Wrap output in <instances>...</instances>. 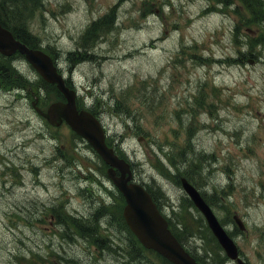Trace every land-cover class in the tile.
<instances>
[{
    "label": "rangeland",
    "instance_id": "374dc122",
    "mask_svg": "<svg viewBox=\"0 0 264 264\" xmlns=\"http://www.w3.org/2000/svg\"><path fill=\"white\" fill-rule=\"evenodd\" d=\"M234 1L37 0L29 1L25 15L33 32L63 53L96 44L101 33L90 44V23L107 14L106 24L114 16L113 31L93 48V59L80 64L73 74L83 86L81 103L88 101L87 89L102 100L117 97L116 101H123L119 109L130 106L133 121L128 116L125 121L119 115L109 116L108 133L115 143L121 138L117 147L122 154L125 149L126 156L140 163L138 178L144 180L138 169L142 163L157 177L155 181L177 209L176 216L170 212L171 218L182 214L193 233L205 223L178 183L185 172L203 192H210L205 193L206 198L246 261L264 264V19L258 25L250 23L245 7L235 6ZM106 28L104 25L102 31ZM255 43L260 44L256 54L246 56L242 47ZM67 66L63 63L62 68ZM22 69L24 75L33 74L31 67ZM68 83L73 85L70 74ZM0 86V149L5 151L0 153V171L10 160L17 166L14 171L20 181L7 178L8 172L0 174V227L6 219L12 225L9 216L15 217L17 224L27 221L30 212L22 210L35 204V198L47 201L66 192L70 195V188L76 189L71 193L74 205L89 212L94 194L102 197L114 186L107 182L105 187L103 172L94 183L82 180L88 177L74 161L92 165L96 153L73 137L69 127L48 124L32 106L39 100L37 105L46 109L61 97L52 88L40 94L38 87L24 81L17 84L27 87L22 94L7 93L10 88ZM106 95L111 96L106 99ZM135 120L142 128L135 129ZM74 140L80 143L79 151L74 150ZM162 144H170L171 165H179L176 180V175L167 179L153 167L163 168L154 152L161 151ZM59 148L67 160L57 155ZM34 162L40 165L38 172L29 166ZM22 165L26 171L19 170ZM80 184L89 186L79 190ZM163 209L169 213L168 208ZM234 214L245 221V230L240 229ZM51 225L48 219L37 224L40 238L46 237L44 242L54 236L57 242L63 241L59 242L64 245L59 247L61 252L67 248L64 255L77 253L81 261L89 262L91 257L97 264L106 261L86 238L79 239L73 230L55 228L54 234ZM110 228L117 239L119 228L112 223ZM31 234L26 230L18 239L9 237L6 248L0 247V264H27L22 257L29 253L21 250L15 263L9 260ZM47 251H41V260L53 264Z\"/></svg>",
    "mask_w": 264,
    "mask_h": 264
},
{
    "label": "trees",
    "instance_id": "16d2710c",
    "mask_svg": "<svg viewBox=\"0 0 264 264\" xmlns=\"http://www.w3.org/2000/svg\"><path fill=\"white\" fill-rule=\"evenodd\" d=\"M29 1L37 2V0H0V21L2 22V24L9 27L14 32L16 37L21 39L28 46L41 47L44 45L45 49L52 53L55 58L57 57V53H59L61 54V59H64L66 63L68 62L67 64L70 67L73 65H77V62L81 61L80 59L88 54V46H85V50L82 49L81 51H69L63 53V51L53 49L50 44L45 45L41 37L34 34L30 30L28 18L25 15V12L28 11L27 8ZM238 1L239 4L245 7V10L248 13V18L250 19V23L252 22L254 24H258L261 19H264V0ZM105 19L106 18H104L103 20L105 21ZM103 20L94 22L92 26H89L88 34L91 35V37H89L90 41H93L92 38L97 35L100 28H104L105 24H103ZM15 57H18V62L12 60ZM21 62H24L25 66L30 68L29 65L25 62L24 57L19 53L10 57L0 54V85L11 88L18 84L19 81H31L30 79L26 78V76L28 75L23 74ZM31 72H33L32 75L36 77L34 83L38 85L36 87H38L40 92H45L52 88L55 93L59 95V92L54 84L47 83L34 70H31ZM72 136H75L77 139L82 141V143H85V140H83L77 134L73 133ZM74 144H76L74 146V150L79 151L80 149L78 147V144L80 143L74 142ZM58 155H61V157L63 156L64 159L67 160L61 152V148H59L58 150ZM96 156V163L93 162L92 165H82L80 161H74V165L78 166V168H80V170L84 172V174H86V176L88 177L84 180L85 182L93 183V181H97V178L100 177L102 172L105 173V163L99 158L98 155ZM173 167L179 168V165L174 164ZM166 168H168V166H166ZM172 172L175 173L176 170L172 169ZM147 187L151 191L154 199L159 206L163 204V201H167L169 203L168 197L165 195V192L162 190L159 184H147ZM34 195L38 196L39 194L34 193ZM34 200L38 201L33 202L35 204L28 205L22 210L23 213L30 212V214L28 215L29 218L27 217V221L25 222L18 223L17 228L19 231H23L27 227L35 234L30 236L29 239L26 240V242H30V244L28 245L29 247H20L18 248V250L14 251V255L10 257L9 260L12 263H15L16 255L20 256L19 254L21 250L22 252L29 253L28 257H22L26 260L27 264H45L41 260L42 256L40 255V253L43 249H48L47 254L54 259L53 264H60L63 261L66 263L75 261L76 264H97V262L93 261L91 257L89 258V262L81 261L82 258H74L77 253L74 255H64L63 253L67 252V248H65L62 252L60 251L59 247L61 248V246L59 242H63L61 239L57 242L54 236H50L49 239L47 241L45 240L44 242L43 239H46V237L40 238V231L37 228V224L41 223L43 220L48 219L49 216H53L56 222L55 225H52L53 227L58 228L61 231L65 230L67 232L69 230H73L75 234L79 236V239L86 238L91 244H94L96 247H98V250L102 252L101 254L104 255V258L106 260L103 264H172L168 260L163 259L153 250L144 247L140 243V241L129 229L124 218L122 217L119 201L116 209H111L110 211L102 206V209L105 211V215L100 216L99 213L95 212V204L94 206H91L90 211L87 213L83 211H81V213H74L70 210V204L67 202V198H64L62 196L60 198L57 197L55 199H48L47 201L40 200V198H35ZM39 200L41 201L40 206ZM184 212L188 213L190 217V214L187 210H184ZM180 217L184 218L185 220V217L182 214H179V217L174 220L175 231L185 238L188 237L187 240L191 244L192 239L195 240L198 245H192L195 247V251H197V253H201L198 258L200 262L203 264H224L225 256L222 252V249L212 236L206 224L202 223L198 227V229H196V232L193 233L192 231H190L188 223L186 221L184 223L179 222ZM104 220H107L108 222L114 224V228H119L120 234H117V238L120 243H110L108 237L102 236L100 234V223ZM7 226H9V224L6 223V227ZM8 229H10V227ZM17 235H15V238L17 237ZM7 243L8 236L7 232L5 231L1 235L0 247H5V244ZM72 251L75 252V250Z\"/></svg>",
    "mask_w": 264,
    "mask_h": 264
},
{
    "label": "water",
    "instance_id": "95a60500",
    "mask_svg": "<svg viewBox=\"0 0 264 264\" xmlns=\"http://www.w3.org/2000/svg\"><path fill=\"white\" fill-rule=\"evenodd\" d=\"M17 51L26 57L45 80L56 83L58 89L65 95L67 100L54 101L46 111L38 109V112L54 125H59L65 120L108 164V177L121 190L127 201L124 217L142 244L155 249L174 264H200L169 230L167 219L161 214L147 188L140 182L132 181L131 164L120 157L113 147L108 146L101 121L91 112L77 108L76 92L66 85L52 56L40 48L29 47L0 22V52L12 55ZM181 181L184 190L206 218L227 255L237 258L238 247L234 239L221 224L201 192L185 177ZM236 219L244 229L241 219L237 217ZM238 262L245 264L241 259H238Z\"/></svg>",
    "mask_w": 264,
    "mask_h": 264
},
{
    "label": "bare ground",
    "instance_id": "6f19581e",
    "mask_svg": "<svg viewBox=\"0 0 264 264\" xmlns=\"http://www.w3.org/2000/svg\"><path fill=\"white\" fill-rule=\"evenodd\" d=\"M225 1V0H224ZM227 3H229V2H227ZM228 5H230V3L228 4ZM112 16V20L111 21H109L108 23H106L105 25H107V28L105 29V30H103L102 32H101V35H100V37H99V39H98V44H99V42H100V40L101 39H103V36H105L106 34H109L110 33V31L113 29V19H114V16L113 15H111ZM261 24H263L264 25V21L261 23ZM90 44H93V41H90L89 42ZM70 51H81V49H79V50H77V49H73V50H70ZM67 52H69V51H67ZM93 59V56L92 55H89V54H86L82 59H80L82 62H86V61H89V60H92ZM63 63H65V64H67L66 63V61L63 59H61L60 61H58L57 62V64H56V66H57V69H58V72H59V74H61L62 75V77H63V79H64V81H65V83L66 84H68V85H70L69 83H68V75L70 74V76H71V79H72V82H73V85L74 84H76L77 82H76V80L73 78V74H74V72H75V70H76V65H73V66H71L72 67V69H71V71L69 72V65L66 67V69H63L62 68V66H63ZM26 78H28V79H30L31 81H26L25 80V82L26 83H30L32 86H38L36 83H34V80H35V78L36 77H34V75H30V76H26ZM31 78H33V79H31ZM1 87V86H0ZM25 88H27L26 86L25 87H19V86H17V84L15 85V86H13V87H11L10 89H7V93H15L16 91H18V92H20L21 94L25 91ZM91 92V91H90ZM95 98H99L100 97V95H96V93L94 92L93 94H92ZM109 101H111V102H116V98H113V97H111L110 98V100ZM162 146H163V144H162ZM161 148V150L163 149V147H160ZM193 150H189V152L191 153ZM163 204H162V206L164 207V208H168L169 207V203L167 202V201H163L162 202ZM208 204H209V206L211 207V209L212 210H214L213 209V205L211 204V202L210 201H208ZM13 213V212H12ZM29 218V217H28ZM9 219L11 220L12 219V222H11V224L12 225H10V223H9V225L12 227V228H14V227H16L17 226V219L15 218V217H11V216H9ZM9 220V221H10ZM180 223H184L185 222V220H184V218H182V217H180V221H179ZM91 227V226H90ZM89 229V228H88ZM85 230V229H84ZM54 231V230H53ZM90 232V231H89ZM54 234H56V232L54 231ZM85 235H87V234H85ZM131 244V243H130Z\"/></svg>",
    "mask_w": 264,
    "mask_h": 264
},
{
    "label": "flooded vegetation",
    "instance_id": "af4514ba",
    "mask_svg": "<svg viewBox=\"0 0 264 264\" xmlns=\"http://www.w3.org/2000/svg\"><path fill=\"white\" fill-rule=\"evenodd\" d=\"M35 103H36V105H37V103L39 102V100L38 101H34ZM34 102H32V104L34 103ZM33 106H34V104H33Z\"/></svg>",
    "mask_w": 264,
    "mask_h": 264
}]
</instances>
